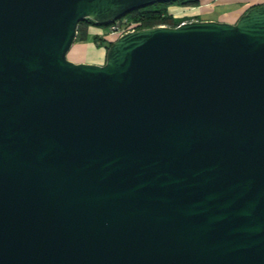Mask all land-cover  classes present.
<instances>
[{
    "label": "water",
    "instance_id": "obj_1",
    "mask_svg": "<svg viewBox=\"0 0 264 264\" xmlns=\"http://www.w3.org/2000/svg\"><path fill=\"white\" fill-rule=\"evenodd\" d=\"M169 0H0V264H264V3L120 35Z\"/></svg>",
    "mask_w": 264,
    "mask_h": 264
},
{
    "label": "trees",
    "instance_id": "obj_2",
    "mask_svg": "<svg viewBox=\"0 0 264 264\" xmlns=\"http://www.w3.org/2000/svg\"><path fill=\"white\" fill-rule=\"evenodd\" d=\"M182 3L185 5H198L201 3V0H169V1H161V2H156L152 5H147L142 8H137L132 10L131 12L127 13L124 17H128L131 20L140 22L139 27H150V26H156V25H179L185 20H192V19H199L202 20L201 16H195V17H190V16H182V17H175L173 16L170 11L169 7L171 3ZM264 3L258 2L255 3L251 6H249L244 12H246L249 8H251L254 5ZM91 24H98L91 18H84L83 20L80 21L79 26H78V35H77V40H87L89 39V26ZM118 38L117 35L114 36L113 40H104L106 41V47H108L112 44V42ZM94 39H98V36H96Z\"/></svg>",
    "mask_w": 264,
    "mask_h": 264
},
{
    "label": "crops",
    "instance_id": "obj_3",
    "mask_svg": "<svg viewBox=\"0 0 264 264\" xmlns=\"http://www.w3.org/2000/svg\"><path fill=\"white\" fill-rule=\"evenodd\" d=\"M264 0H244L241 2H245L244 6L245 8H248L249 6L262 2ZM235 2H240L239 0H201V3L203 4L202 10L204 12H212L218 7H225L226 5H231L235 4ZM239 16V15H238ZM237 16V17H238ZM236 17V18H237ZM203 19H216L215 17H206L202 18ZM229 22H236L237 19H232L228 20ZM102 25L98 24H91L89 26V35L92 37V40L87 39V40H77L74 42L73 46H76L75 48V54L71 57L76 60H78L77 57H85L91 53H93V57L91 58H83L80 59L82 60L81 62H93V63H104L105 58H106V52H107V47H106V41L104 40H113L114 36L113 34H108L107 32H99V30H102ZM98 33V34H97ZM96 36H98V39H94Z\"/></svg>",
    "mask_w": 264,
    "mask_h": 264
},
{
    "label": "rangeland",
    "instance_id": "obj_4",
    "mask_svg": "<svg viewBox=\"0 0 264 264\" xmlns=\"http://www.w3.org/2000/svg\"><path fill=\"white\" fill-rule=\"evenodd\" d=\"M239 1L240 2H235V4L233 3L231 5H226L225 7H218L215 10H213L212 12H204V10H202V8H201L198 10L197 16H201V18L215 17L217 20H220V21H228V20H232L234 18L238 20L240 18V16L244 13V11L247 9V8L243 7L245 2H241L244 0H239ZM183 5H185V4H182L179 2L171 3L169 10L171 12H178L179 17L190 16L188 14L191 12L187 11L185 8L183 9L182 8ZM103 26H105V27H102V30L100 29L99 32H103V31L106 32L107 31L108 25H103ZM89 39L92 40V37H89ZM75 48H77V47L72 46V48L68 52V57L70 59L76 61V62H81L82 60H80V59L91 58L94 56L93 53H91L85 57H77L78 60L71 58L74 54L76 56Z\"/></svg>",
    "mask_w": 264,
    "mask_h": 264
},
{
    "label": "built area",
    "instance_id": "obj_5",
    "mask_svg": "<svg viewBox=\"0 0 264 264\" xmlns=\"http://www.w3.org/2000/svg\"><path fill=\"white\" fill-rule=\"evenodd\" d=\"M202 6H203V4L199 3L198 5H183L182 8L183 9L185 8L187 11L191 12L188 14V15H190V17H195V16H197L198 10L201 9ZM170 13L175 17H179L178 12H171L170 11ZM192 20H197V19H192ZM186 21H189V20H185L183 22H186ZM139 25H140V22L131 20L128 17L123 16L122 18H119V19L114 20L111 23H109L106 32L108 34L120 36L124 33L129 32V31L140 29L141 27H139ZM162 25H165V24H162Z\"/></svg>",
    "mask_w": 264,
    "mask_h": 264
}]
</instances>
